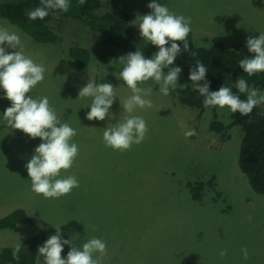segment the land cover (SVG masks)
Wrapping results in <instances>:
<instances>
[{"label": "rangeland", "instance_id": "obj_1", "mask_svg": "<svg viewBox=\"0 0 264 264\" xmlns=\"http://www.w3.org/2000/svg\"><path fill=\"white\" fill-rule=\"evenodd\" d=\"M100 2L97 15L128 12L143 41L167 30L264 55V0ZM49 25L56 42L38 43L0 18V219L30 220L0 229V253L44 232L35 264H264V196L239 168L230 108L179 104L169 92L194 79L167 58L105 63L102 35L73 18ZM70 47L88 51L86 67ZM244 92L264 109V91ZM207 182L193 200L188 184Z\"/></svg>", "mask_w": 264, "mask_h": 264}, {"label": "trees", "instance_id": "obj_2", "mask_svg": "<svg viewBox=\"0 0 264 264\" xmlns=\"http://www.w3.org/2000/svg\"><path fill=\"white\" fill-rule=\"evenodd\" d=\"M100 7V0H6L0 2V18L21 28L38 43H55L57 36L49 24L73 18L103 36V50L99 57L105 63H110L120 52L127 58H167L178 70L194 79L191 84L169 92L179 104L193 109H203L208 103L230 108V126H239L243 133L239 168L252 190L264 196V109L243 91L249 87L264 91V55L244 46L233 49L222 44L198 47L190 33L173 36L167 30L159 43L143 41L136 37L129 25L128 12L118 10L99 16L96 11ZM68 57L69 63L77 68L86 67L90 58L88 51L79 47H70ZM224 75L230 76L231 84ZM56 128L54 125L47 130L49 137ZM210 129L220 138H229V127L219 120L214 119ZM205 185L211 186V182L188 184L193 200L201 199ZM29 222L25 212L17 209L0 219V229H12L18 223ZM44 243L45 234L39 232L15 247L4 248L0 253V264H35Z\"/></svg>", "mask_w": 264, "mask_h": 264}, {"label": "clouds", "instance_id": "obj_3", "mask_svg": "<svg viewBox=\"0 0 264 264\" xmlns=\"http://www.w3.org/2000/svg\"><path fill=\"white\" fill-rule=\"evenodd\" d=\"M256 51V50H255ZM258 52V51H257ZM259 53V52H258ZM260 55H262V54H260ZM249 88H254V87H249ZM248 89V88H247ZM256 89H258V88H256ZM260 90V89H259ZM243 91H245V89L243 90ZM246 93V92H245ZM251 100V99H250ZM215 104V103H214ZM207 106V105H206ZM205 106V107H206Z\"/></svg>", "mask_w": 264, "mask_h": 264}]
</instances>
